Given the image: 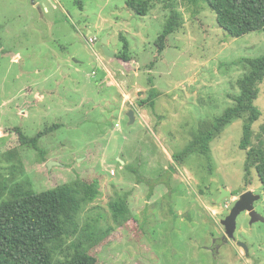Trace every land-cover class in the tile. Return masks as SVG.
<instances>
[{"label":"rangeland","instance_id":"1","mask_svg":"<svg viewBox=\"0 0 264 264\" xmlns=\"http://www.w3.org/2000/svg\"><path fill=\"white\" fill-rule=\"evenodd\" d=\"M151 2L150 12L140 15L127 0H35L37 6L32 0H0L2 178L11 177L15 160L6 153L12 149L23 162L13 182L29 179L36 192L76 178H98L102 193L88 207L107 214L102 225H114L109 201L115 191L127 196L134 214L129 231L118 228L112 234L101 264H264V228L249 224L245 214L238 219L236 239L250 246L252 256L241 248L235 253L236 243L222 247L216 258L205 248L210 236L222 231L220 219L241 193L261 194L258 208L264 210L256 172L244 183L243 121L228 125L212 141L211 153L177 157L207 127L203 122L232 103L229 93L239 92L237 80L246 71L242 59L264 54V31L232 37L207 2L174 0L183 25L159 53L156 40L171 1ZM106 35L116 53L122 35L127 37L130 66L104 55ZM153 88L155 106L140 105ZM260 88L256 143L264 142V81ZM125 93L139 109L133 124ZM52 126L39 150L22 145L14 132L17 127L35 136ZM223 188L232 194L218 204Z\"/></svg>","mask_w":264,"mask_h":264},{"label":"trees","instance_id":"2","mask_svg":"<svg viewBox=\"0 0 264 264\" xmlns=\"http://www.w3.org/2000/svg\"><path fill=\"white\" fill-rule=\"evenodd\" d=\"M168 1H171V6L166 5L170 14L156 40L159 53L166 47L167 37L183 25L182 12L174 0ZM190 1L198 3L200 0ZM203 1L214 10L218 24L232 37L264 31V0ZM127 6L136 14L147 15L153 3L151 0H127ZM122 39L123 47L115 56L130 66L133 61L130 43L126 36L122 35ZM242 61L246 71L237 80L239 92L229 93L232 103L213 121L203 122L201 127L208 124L207 127L193 135L177 157L183 160L188 153H211L212 141L220 137L233 121L241 119L243 134L239 145L246 151L244 183L252 182V172L255 171L264 189V142L262 138L258 143L253 141L254 124L262 114L256 100L264 81V54L255 58L244 57ZM156 94L153 88L140 105L154 107ZM53 128L49 127L35 136H28L17 127L14 132L22 145L39 150V140ZM39 153L45 162L48 159L45 152ZM6 157L18 163L13 162L11 166V177L2 178L0 173V264H101L100 255L112 243V234L118 228L128 230L127 222L134 217L128 197L115 191L116 197L109 201L114 225H102L100 219L106 218L107 214L97 213L98 207H88L102 193L100 179L87 181L83 177L76 178L36 192L29 179L13 182L12 176L23 168L16 149L8 151ZM7 194L8 198L2 200Z\"/></svg>","mask_w":264,"mask_h":264},{"label":"water","instance_id":"3","mask_svg":"<svg viewBox=\"0 0 264 264\" xmlns=\"http://www.w3.org/2000/svg\"><path fill=\"white\" fill-rule=\"evenodd\" d=\"M32 1L36 5L35 0ZM132 11L134 14L136 13L134 9H132ZM108 43H109V36L106 35L102 39V49L104 55L113 58L116 55V51L110 49ZM127 115L129 117L130 124H133L136 120L135 110L129 109ZM51 162L52 161H49L48 163L49 167H51ZM227 192L228 195L232 194L230 191H227L224 188L222 189V194L217 199L218 203L221 202L224 197H227L226 196ZM260 199H261V194L255 193L253 190H248L239 195L230 213L227 216H224L223 218L220 219V224L224 226L225 234H226L225 236L228 239L233 240L235 238V232L237 230V219L240 213H242L243 211L249 212L250 216L252 217L251 223H255L259 221L264 223V216L256 210L254 205V203L256 201H259ZM241 244L247 249V244L245 242H242Z\"/></svg>","mask_w":264,"mask_h":264},{"label":"flooded vegetation","instance_id":"4","mask_svg":"<svg viewBox=\"0 0 264 264\" xmlns=\"http://www.w3.org/2000/svg\"><path fill=\"white\" fill-rule=\"evenodd\" d=\"M243 192V191H242ZM255 192V191H254ZM256 193V192H255ZM236 200L237 199H235L234 201H233V203L230 205V206H227V213H226V215H224V216H227L229 213H230V211H231V209H232V207L234 206V204L236 203ZM214 201L215 202H217L216 201V199H214ZM224 202V200H222L221 202H217L218 204H221V203H223ZM258 202L259 201H256L255 203H254V205H255V208H256V210L260 213V214H262L263 216H264V210H262V211H260L259 210V208H258ZM242 214H245V215H247L248 216V218H249V224L251 223V219H252V217L250 216V214H249V212L248 211H243L242 213H240V215L238 216V219L242 216ZM238 219H237V227H238ZM259 224H261L262 225V227L264 228V223L263 222H258ZM219 225L221 226V228H222V231L221 232H219V233H217L216 235H212V236H210V239H211V245L210 246H205V248L206 249H208L209 251H210V253H212L213 254V256H214V258H216V257H218L219 255H220V253H221V248L222 247H225V246H229L231 243H236L237 244V246L235 247V248H233L232 250L235 252V253H240L241 251H240V248L244 251V255L246 256V257H249V256H252V254H251V249H250V246H248L247 245V249L241 244L242 242H244V241H242V240H239V239H236V232H235V238L232 240V239H228L225 235V228H224V226L222 225V224H220V222H219ZM216 232V231H215ZM243 258V257H242Z\"/></svg>","mask_w":264,"mask_h":264},{"label":"built area","instance_id":"5","mask_svg":"<svg viewBox=\"0 0 264 264\" xmlns=\"http://www.w3.org/2000/svg\"><path fill=\"white\" fill-rule=\"evenodd\" d=\"M96 38H90V42L93 43L95 42ZM125 98L128 99L130 101V103H132V108H134L136 113H139V109H137L135 103H133V99L131 97H129V94L125 93ZM118 125V123L116 124ZM112 173L114 174V170H112Z\"/></svg>","mask_w":264,"mask_h":264},{"label":"crops","instance_id":"6","mask_svg":"<svg viewBox=\"0 0 264 264\" xmlns=\"http://www.w3.org/2000/svg\"><path fill=\"white\" fill-rule=\"evenodd\" d=\"M100 61L102 62V60H100ZM102 64H104V68L107 67V66L105 65V63L102 62ZM107 71H108V70H107ZM129 108H130V107H129Z\"/></svg>","mask_w":264,"mask_h":264},{"label":"clouds","instance_id":"7","mask_svg":"<svg viewBox=\"0 0 264 264\" xmlns=\"http://www.w3.org/2000/svg\"><path fill=\"white\" fill-rule=\"evenodd\" d=\"M130 109H132V108H130Z\"/></svg>","mask_w":264,"mask_h":264}]
</instances>
